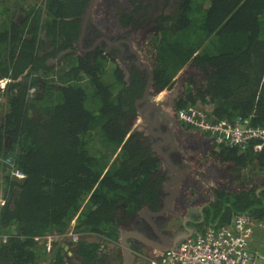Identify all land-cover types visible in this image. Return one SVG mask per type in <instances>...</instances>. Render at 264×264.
<instances>
[{
	"label": "trees",
	"instance_id": "16d2710c",
	"mask_svg": "<svg viewBox=\"0 0 264 264\" xmlns=\"http://www.w3.org/2000/svg\"><path fill=\"white\" fill-rule=\"evenodd\" d=\"M87 1L0 0V156L11 158L2 169L0 235H14L0 239V264H64L62 243L51 253L46 238L64 236L74 221L79 241L67 244L80 264H93L100 246L88 237H115V219L149 203L160 180L141 135L127 139L128 104L141 93L126 89L108 57L80 56L73 46ZM127 4L119 13L149 14L159 2ZM163 8L171 12L149 22L154 88L170 89L186 67L175 110L193 106L211 122L250 119L264 128V0H169ZM18 12L27 15L19 23ZM122 18L137 26L136 17ZM219 148L230 179L215 192V217L197 230L228 226L238 214L264 222V150ZM12 168L26 178H12Z\"/></svg>",
	"mask_w": 264,
	"mask_h": 264
},
{
	"label": "flooded vegetation",
	"instance_id": "af4514ba",
	"mask_svg": "<svg viewBox=\"0 0 264 264\" xmlns=\"http://www.w3.org/2000/svg\"><path fill=\"white\" fill-rule=\"evenodd\" d=\"M111 1H114L111 4V13L109 14V17L103 19V21L100 23V25L104 28V32L100 31L95 25V21L93 20H95L96 15H93V20L88 23V29L86 33L81 36V25L83 22L85 11L90 4V0L86 2L83 9L81 10L82 16H80L81 19L79 29L75 39L73 40V46H75L77 54L80 56L92 55L94 57L95 55L101 53L102 55L108 57L110 59V63L114 66L115 69H120L125 73L124 79L127 84L126 89H133L134 87V89H138L139 94L141 93L139 96L137 95L134 97L132 104H128L129 107L132 105L134 113L129 120L131 127L130 132L132 131V133L131 135L128 134L127 139H129L132 135H141L142 145L145 148L149 149L151 154L155 156L158 161L159 171L157 177L159 176L160 180L157 181L156 186H150V188L152 187V189L150 190V196L148 197L149 203L146 202L140 208L138 206H132L129 210L125 209L124 214L115 219V237H108L106 235H94L88 237V242L95 243L100 246V254L98 258L100 259V261L97 259L93 262V264H148L151 255L161 253V251H159L161 250L159 246L163 247L164 245H166V243L164 242L165 239H163V237L172 238L174 235L186 231L187 228L198 229L201 225L211 221L212 217H215L217 210V205L215 204L216 201H214L216 199L215 192L219 190L215 187L211 189L210 187H208L210 192H206L205 190L197 192L194 191L195 188L193 191L189 192L185 189L182 195H179V197L177 198V208H175V205L173 204L171 207V211L166 213L164 217H155L153 213H157L161 210L162 200L167 197V193L165 192V190H162V187L164 188V186L162 185L164 184L166 176H168L169 178L170 176L168 170H163L164 160L160 158L157 152L152 150L153 145L155 143H160L162 151L164 152V154H168L170 156V158L174 162V165L179 164L180 166H183V170L185 171L184 178L189 176V174H193L194 184L192 185V187L197 184L195 186L196 188L200 187L198 186V183L202 184V182H206V180H211V182H213L212 178H214V170L209 172L211 173V175H213L211 178V176H209V173L201 172L199 170L196 171V168L191 169L193 166H197L196 163L199 162L202 158L210 157L209 160H212V165H214V163L220 165H222V163L229 164V162L223 161L220 156H217L213 153L207 154L202 150L197 151L193 156L183 153L182 150H180L178 147H184V143L186 142L185 136L190 133V130H193V128L187 124L178 123V129L176 130L173 127V121L168 118L166 119V117L164 119L163 117V120L160 121L157 130H159L162 134L169 135L165 136L167 142L165 143L161 136L157 135L158 132H156V138H153L152 135H149L148 129H146L148 120L141 121V114H139V110L142 109V105L138 104V101L142 99L148 84V79L150 77L149 71L143 69L142 65L148 64L151 70L154 71L155 64L154 60L151 64L146 61L148 50L146 51L143 47V40L141 41V44L139 43V40L142 37V33L146 34L148 32L147 27H145L144 19H146L149 24V22L152 21L153 17L159 15L161 16L162 14H168V9H166L165 11L164 8L159 9V12L155 14L153 11V15H149L147 12V14L144 12H138L137 14L129 13L136 12L133 9L128 12L119 13L117 6L120 2L117 3V0H97L95 7L96 13L105 8ZM21 16V19L16 20L18 23L22 22L27 15L23 14ZM121 16L127 17V20L129 22L131 20L130 16L136 17L137 26H135L134 24H130L129 22L128 25H120L119 21L124 19ZM112 24H116V26L119 28L120 33H118V35L112 34ZM153 32L154 29L151 28L150 33L152 35ZM46 34L47 32H44L42 34V40L45 41L46 45L48 41L50 43V46H52L50 42L51 38H47ZM99 39L101 40L97 42ZM79 41H81V43H79ZM130 43L132 44L133 50L137 53V55L132 52ZM50 46L47 45V47ZM138 60L141 61V66L134 65V62H137ZM137 75H139L143 79V82H140L139 85L135 77ZM174 81L171 88L168 90H172L174 84H176ZM154 89L155 88L153 86V89L151 90L153 91ZM179 94H181V92H179ZM150 95L153 96V94ZM137 122L140 123V126H136ZM173 137H175L178 147H174V144H172L173 142L171 140H173ZM164 143L165 146L163 145ZM198 174H200V176H198ZM186 181L184 183H186ZM217 182L218 179H216L215 183L217 184ZM181 184L183 185V182H181ZM151 195L153 196L151 197ZM201 205H204L202 207L203 213L198 212L195 214V219H189V209L199 208V206ZM181 213H184L187 216H184L181 219ZM192 216L194 217V215ZM123 239L128 244L130 256L126 255L123 250ZM68 241L71 240L67 239L64 241V243L68 245ZM78 241H73V243H77ZM54 251L55 245L53 248H51L50 252L52 253ZM131 255L134 257H131ZM63 261L64 264H80V256L75 253L69 246V249H64Z\"/></svg>",
	"mask_w": 264,
	"mask_h": 264
},
{
	"label": "built area",
	"instance_id": "2783aa9c",
	"mask_svg": "<svg viewBox=\"0 0 264 264\" xmlns=\"http://www.w3.org/2000/svg\"><path fill=\"white\" fill-rule=\"evenodd\" d=\"M33 91L34 89L31 92ZM174 112L179 123L193 128L190 133L206 136L218 147L243 150L251 147L256 153L264 150V128L253 126L250 119L233 123L227 120L211 122L205 111L193 106ZM10 161L11 158L0 156V213L7 202L2 193V169L5 164L9 165ZM10 176L17 180L26 178L17 168L11 169ZM258 232L264 233V222H256L249 215L238 214L228 226H209L197 230L174 249L150 257L148 264H264V253L250 249ZM67 237L73 241L79 239L73 230L64 236H49L46 238L47 250H51L54 242ZM8 238V235H0L2 243H7Z\"/></svg>",
	"mask_w": 264,
	"mask_h": 264
},
{
	"label": "water",
	"instance_id": "95a60500",
	"mask_svg": "<svg viewBox=\"0 0 264 264\" xmlns=\"http://www.w3.org/2000/svg\"><path fill=\"white\" fill-rule=\"evenodd\" d=\"M96 2H97V0H90V4L85 11V14L83 17V22L81 25V33H80L81 36H83L86 33V31L88 29V23H90V21L93 20V15H95L94 11H95V7H96ZM118 2H120V1H117V3ZM100 40L101 39H99L97 42H99ZM79 43H81V41H79ZM119 44H121V43H119ZM47 45L50 46V43L48 41H47ZM130 48H131L132 52H134L131 43H130ZM134 53L137 55L136 52H134ZM134 65L141 66V61L138 60L137 62H134ZM142 67H143V69H146L147 71H149L150 77L148 79V84H147V87L145 89V93H144L142 99L138 101V104L142 105V109L139 110V114H141V121L148 120V124L146 126V129H148L149 135H152L153 138H156V132H158L157 135L161 136L163 141L166 143L167 141H166L165 136H169V135L162 134L159 130H157L158 125H159L160 121L163 120V117H164V119L166 117V119L168 118L171 121H173L174 129H176V130L178 129L177 124L179 122L177 121V118L175 116V112H174L175 108L173 106H174L175 100L177 99V97H179V93L176 90H173L169 94H166L164 91H158L156 89H154L155 91L154 90L152 91L151 89H153L154 71L151 70V68L148 64H143ZM185 70H186V67L183 68V70L179 73L180 75L178 74V76H179L178 78H180L181 81L183 78L182 74L184 73ZM150 94H153V96H151ZM136 126H140V123L137 122ZM131 133H132V131L129 133V135H131ZM176 137H177V135H176ZM172 139L173 140H171V141L173 142L172 144H174V147H178V144H177V141L175 140V137H173ZM185 139H186V142L184 143V147H181V148L178 147V148L180 150H182L183 153L189 154L190 156L191 155L193 156L197 152V147H196L197 142H194L193 138H187L186 137ZM165 143L163 144L164 146H165ZM152 150L157 152L159 154L160 158L164 160L163 170L164 169L168 170L169 176L171 178L170 179L168 176H166V179L164 180V184L162 185V186H164V188L162 187V190H165V192L167 193V197L162 200L161 210L158 211L157 213H153V215L155 217H164V215L166 213L171 211V207L173 204L175 205V208H177V204H178L177 198L179 197V195H182V193L184 192L185 189L186 190L188 188L190 189L194 183H193L192 179H190V175L187 176L186 178H184L185 171L183 170V166H180L179 164L174 165V162L172 161L170 156L168 154H164V152L162 151L160 143H155L152 147ZM198 176H200V174H198ZM186 180L188 181V183ZM185 181H186V183H184ZM181 182H183V185L181 184ZM207 183H208V181L206 180V182H202V184L198 183V186L206 187L205 191L210 192V190L208 189L209 186L207 185ZM196 185L197 184H195V186ZM202 207H203V205L199 206V208H190L189 212H188L190 217H188V218L189 219H195L196 213H198V212L203 213ZM184 213H181V219L184 216H187ZM192 215H194V217ZM70 230H72V229H69V231ZM196 231H197V229H195V228H187L186 231H183L177 235H174L172 238L163 237V239H165L164 242L166 243V245H164L163 247L159 246V248H161V250H159V251L166 252V251H169L171 249H174L175 247H177L180 244V242L190 238ZM122 243H123V246L125 247V248L123 247L124 252L126 253V255L130 256L127 242L123 239ZM62 246L64 247V249H69V246L66 245L65 243H62ZM131 257H134V256L131 255ZM150 257H155V254L151 255Z\"/></svg>",
	"mask_w": 264,
	"mask_h": 264
},
{
	"label": "crops",
	"instance_id": "0c3cea01",
	"mask_svg": "<svg viewBox=\"0 0 264 264\" xmlns=\"http://www.w3.org/2000/svg\"><path fill=\"white\" fill-rule=\"evenodd\" d=\"M187 138H193L194 142H197V151H204L207 154H216L218 152H220V148L217 147L215 144L212 143L211 139L206 137V136H201L199 134H195V133H188V135H186ZM185 137V138H186ZM206 154V155H207ZM210 157L207 158H202L199 162H197V166H193L191 169H195L196 171L199 170L201 172H206L209 173L210 171L214 170V178H212L213 175H211V173H209V176H211L213 182H211V180H208L207 185L211 188H217V189H223V185L228 183V179H230V176L228 175L229 170L231 169V166H229L226 163H222V165L220 164H215L212 165V160H209ZM190 175V179H192L193 183H194V179H193V174H189ZM229 178H228V176ZM216 179H218L217 184ZM215 185V186H214ZM232 187L237 189V186H235V184L231 185ZM195 188V190H194ZM189 192L191 191H202V190H206V187H192V188H188L187 189ZM204 206V205H203ZM251 250H259L262 253H264V233L263 232H258L256 234V236L254 237L251 246H250Z\"/></svg>",
	"mask_w": 264,
	"mask_h": 264
},
{
	"label": "rangeland",
	"instance_id": "374dc122",
	"mask_svg": "<svg viewBox=\"0 0 264 264\" xmlns=\"http://www.w3.org/2000/svg\"><path fill=\"white\" fill-rule=\"evenodd\" d=\"M10 1H12V2H15V1H17V0H10ZM117 1H120V2H123V3H125L126 5H128L127 3H128V1L129 0H117ZM154 1V3H155V1H156V3L158 4V2H159V5L158 6H156L155 8H154V13L156 12V13H158L159 12V9L160 8H163V7H165L167 4H168V2H169V0L167 1V0H164V2H162L161 0L160 1H158V0H152V2ZM114 1H111L105 8H103L102 10H100V11H98L97 13H96V11H95V15H96V17H95V25L97 26V28L100 30V31H102V32H104V28L100 25V23L103 21V19H105V18H107V17H109V14L111 13V10H112V8H111V4L113 3ZM156 4V5H157ZM125 7H127V6H125ZM129 8V7H128ZM169 10H170V12H171V8L170 9H168V12H169ZM164 11H165V8H164ZM149 14H151L152 15V12H149ZM160 14H161V11H160ZM21 15H23V14H21V13H17L16 15H15V17L13 16V18L15 19V20H19V19H21ZM109 20V19H108ZM144 21H145V27H147V29H148V32L146 33V34H144V33H142V37L140 38V40H139V43L141 44V41H142V44H143V47L145 48V50L148 52V56H147V62H149L150 64L151 63H153V47H151V40H152V34L150 33V31H151V26L148 24V22H147V20L146 19H144ZM111 32H112V34L113 35H118V33H120V30H119V28L116 26V24H112V30H111ZM184 73H185V71H184ZM184 73L182 74L183 75V78H182V81L180 80V78H178L179 76H177L176 78H175V83L176 84H174V87L172 88V90H165L164 92L166 93V94H169L170 92H172L173 90H176L178 93L179 92H181L182 91V89H183V87H184V85H183V80H184ZM180 75V74H179ZM174 107V106H173ZM1 115H2V111H0V117H1ZM115 159V158H114ZM113 162H114V160H112ZM111 161V163L110 164H112L113 162ZM72 225L74 226L75 225V221L72 223ZM70 229H72V227H70ZM67 239H70L69 237H67V238H65V239H61L59 242H56V243H59V244H61L63 241H65V240H67ZM72 241V240H71ZM46 242H47V240H46ZM55 242L52 244V246H54L55 244H56ZM47 248V247H46Z\"/></svg>",
	"mask_w": 264,
	"mask_h": 264
},
{
	"label": "clouds",
	"instance_id": "9594fccd",
	"mask_svg": "<svg viewBox=\"0 0 264 264\" xmlns=\"http://www.w3.org/2000/svg\"><path fill=\"white\" fill-rule=\"evenodd\" d=\"M72 230H73V225H72ZM13 236H14L13 234H9V237H13ZM57 242H59V241H57ZM62 243H64V241ZM2 244H5V243H2Z\"/></svg>",
	"mask_w": 264,
	"mask_h": 264
}]
</instances>
